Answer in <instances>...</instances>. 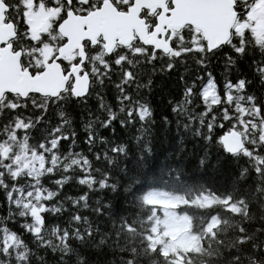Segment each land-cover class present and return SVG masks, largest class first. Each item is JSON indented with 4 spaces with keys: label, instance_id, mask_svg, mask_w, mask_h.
<instances>
[{
    "label": "snow or ice",
    "instance_id": "6c2138e0",
    "mask_svg": "<svg viewBox=\"0 0 264 264\" xmlns=\"http://www.w3.org/2000/svg\"><path fill=\"white\" fill-rule=\"evenodd\" d=\"M111 2L127 11L135 4L136 0H111ZM261 2L264 3V0ZM33 3L35 4L36 0H33ZM48 3L53 7L61 8L59 17L54 18L55 28L53 31L56 35L45 32L39 39H33L24 19L26 9L24 0H0V5H3L5 12L3 22L14 27V35L9 37V41H11V50L20 52L21 71L27 72L31 77L43 76L49 71L48 66L55 63L60 66V74L65 78L63 86L51 92L32 88L17 95L10 89L4 90L5 99L0 102V114L7 113L8 119L0 124V149L7 141L21 137L26 140V134L38 125L51 123L50 114L54 110L57 123L50 129H41L48 137L49 154H53L54 150L65 141H68L67 148L71 151L72 145L75 143V131L73 130L71 133V140L68 133L63 135L58 133L64 124L71 123L70 116L65 118L66 114L63 111L65 102L81 99L88 94L86 89L80 92L73 90L72 85L77 76H91L97 84L102 85L103 80L94 74L93 63L90 61L98 62L100 69H105L108 58H111V63L107 67V71L110 72L113 65L119 68L122 63H127L129 69L134 66L132 61L127 60L123 55L124 52L134 56L141 55V52L131 44H121V55L116 56L114 55L115 47L110 51L104 49L102 37L93 40L84 36L80 41L83 46V56L77 53L73 59H66L59 52L60 46L68 40L67 36L59 34L60 24L67 19L70 12L87 15L89 11L100 8L105 0H48ZM254 4H256V0H234L233 11L237 13L236 24L255 23L254 20L249 19V12ZM167 6L168 11L164 12L165 16L170 15L171 10L175 7L174 0H168ZM160 12V8L150 12L147 7L143 6L138 12V16L144 19L149 32H152L160 23ZM161 28L164 31L156 32L155 35L158 39L162 37L167 40V47H158L153 43L138 39L143 53L147 54L146 62L149 65L157 59H166L168 62L163 65V71L169 72L176 67L173 57L178 59L180 64H184L186 61L182 57L195 52L199 57L195 61L196 64L201 68L206 67L204 52H212L214 48L207 47L206 40L202 42L204 47H195L196 41L191 39L193 30L190 25L180 30L181 36L171 39L169 34L172 30L168 29L166 25H161ZM230 33L228 41L215 47L226 49L225 58L232 66H235L238 60L242 61L247 57L252 71L258 75V82L264 85V42L253 39L250 27H244L243 31L233 27L230 29ZM185 36L188 38L187 48L182 47L185 43L183 38ZM45 40L49 43L58 41L56 48L46 60L40 51ZM9 41L0 40V48L7 45ZM24 41L33 45L31 52L21 51ZM74 65H79L75 72L73 71ZM152 71L155 72L157 69H152ZM204 75L210 77L205 82L206 85L212 84L215 87V77H212L209 72H205ZM180 78L183 79L182 74ZM128 79H134V77L128 69H125L121 82H126ZM195 79L201 80L203 77L197 75ZM146 83L151 84V78ZM251 83V79L246 80L244 77L226 80L223 85L224 94L228 95L229 85L235 88L239 84L240 90H245L246 85H251ZM114 86L119 87V82ZM193 87H195V81H192L190 86L182 91L181 96L190 97ZM120 90L123 91V88ZM8 97H12V99H8ZM228 98L231 99L230 95ZM124 99H129L128 94L124 95ZM117 100L119 101L120 97H117ZM218 100L219 93L217 100L213 103ZM247 100L255 105L256 120L259 123L254 122L249 117L247 109L241 105L238 117H234L228 113L226 108H222L221 122L216 125L222 133L226 125L230 131L235 132L237 123L245 133H248L249 129L252 130L254 138L250 141L251 149H244L246 157L249 152H258L259 147L264 146V103H257L256 97L252 93L248 94ZM49 104L52 106L51 110L48 107ZM100 106L102 107V105ZM141 107H143V111H141ZM141 107H137L136 112L142 124L146 116H151V110L146 105ZM120 110L123 111V105ZM171 111L173 113L178 111V106L174 104ZM207 111H211V107H208ZM132 112L133 109L129 108L126 113L129 117L127 122L129 126L133 124ZM244 117H248L247 123H245ZM114 119L115 114L109 110L108 119L101 126L108 128L109 123ZM163 119L167 123V117ZM215 119L216 116L213 113L211 120ZM118 124L120 128L125 127L124 120H119ZM86 127L90 128L91 124L89 123ZM208 130L209 132L212 130L211 122L208 124ZM109 131L115 133L116 129L112 128ZM145 131L138 126L137 134L128 140L118 142L114 139L107 151L93 153L92 158L97 161L101 157L104 158L106 170L103 172V178L99 180V189L108 193L109 200L102 207H95L92 211L97 216L108 218L109 231H102L100 224L97 223L94 228L89 225L83 235L77 229H73L72 240L83 241L84 235H86L89 238L90 248L96 249L98 245L106 246L109 255L105 264H264V194L261 189V184L264 183V173L258 166L264 161L260 157H256L257 164L251 169L241 167L239 172L231 177L226 190L217 192L206 184L200 183L196 186L197 190L193 191V186L186 180L189 175L186 171L187 161H180L179 152L176 154V161L179 163L170 162L171 153L159 160L155 159L150 137L147 140L144 139ZM196 135H199L198 130ZM237 137L239 138L238 133ZM92 139L93 135L89 131L83 143L90 144ZM204 139L207 141L211 139V136L206 135ZM99 140L108 144V140L103 136H100ZM219 140L220 137H217L218 142ZM44 145L45 141L41 139L38 145L41 152L44 150ZM20 148L23 149V144L20 145ZM4 158L8 159L7 156ZM210 159L211 157L207 154L199 156L196 160L197 169L202 171ZM84 163H88L87 157L84 158ZM7 167L6 164H0V168ZM65 170H67V166ZM87 171L88 169H85L86 173ZM96 171L99 172L100 169L97 168ZM113 171L118 173L115 181L112 179ZM2 174L0 173V175ZM121 176L124 177L123 180L120 179ZM15 178V176H11V179L15 180ZM64 179L67 181L68 178ZM91 179L95 181V177H91ZM77 182L83 184V179L77 177ZM188 193L193 194L189 195ZM86 196V192L82 193L80 200H85ZM10 197V192L4 197L6 206ZM75 203L76 201L73 200V204ZM97 203H99V198ZM84 207L87 208V204ZM257 209H259V216L256 215ZM221 213L224 215L221 216ZM250 214L253 225L251 227L247 219ZM229 216L234 218L244 216L246 219L241 224L222 228L223 225L228 224ZM72 219L79 223V214L74 215ZM83 219L87 223L89 218L84 216ZM18 227L25 232L28 230V226L23 223ZM64 235L67 237V231ZM97 235L100 236L99 240L96 239ZM22 242L21 234L16 230L0 228V264H27L28 257L25 253L28 252V248L25 247L23 251H17V247ZM69 243L70 241L65 240L66 249ZM45 244L47 241L41 244V247ZM111 253H116V255H111ZM61 259L63 260V257ZM77 259L80 264H86L84 256H78ZM64 264L67 262L65 261Z\"/></svg>",
    "mask_w": 264,
    "mask_h": 264
},
{
    "label": "trees",
    "instance_id": "16d2710c",
    "mask_svg": "<svg viewBox=\"0 0 264 264\" xmlns=\"http://www.w3.org/2000/svg\"><path fill=\"white\" fill-rule=\"evenodd\" d=\"M24 2L26 4L25 21L26 11L29 7L36 9L42 6L57 11L54 18H58L61 13V8L49 5L48 0H36L35 4L33 0H24ZM116 6L123 10L119 5ZM54 18L47 29L37 36H33L29 30L33 39H39L45 32L56 35L53 31L55 28ZM188 26L185 25L183 28ZM190 26L193 30L191 39L196 41L194 46L204 47L202 43L204 39L200 31L192 25ZM248 27L251 28V25ZM180 30L174 32V37L181 36ZM251 31L254 40L264 42V31L261 35L253 33V28ZM183 38L185 43L182 47L187 48L188 38L186 36ZM57 43L58 41L49 43L45 40L40 48L43 56L44 49L49 46L52 48L51 55ZM131 46L141 52L139 56L131 55L128 52L123 53L127 60L132 61L133 67L129 69L127 63H122L119 68L113 65L109 72L107 67L111 63V58H108L105 69H100L98 62L90 61L93 63L94 74L103 80V84H97L89 76L87 96L65 102L63 111L66 114L65 118L71 117V123L64 124L58 134L68 133L71 140V133L73 130L75 131V143L72 145L71 151L67 148L68 141H65L54 150L53 154H49L48 137L41 129H50L57 123L54 110L50 114L51 123L38 125L26 134V140L21 137L7 141L0 149V164L8 165L7 168H0V173H3L0 175V228L16 230L21 234L23 242L17 247V251H23L25 247L28 248V252L25 253L28 257L27 264H64L65 261L67 264H80L78 256H84L86 264H105L109 255L106 246L98 245L96 249L90 248L89 238L86 235H84L83 241H73V229H77L83 235L89 225L94 228L99 223L102 231H109L108 218L97 216L92 211L95 207H102L109 200L108 193L99 189V180L103 178V172L106 170L104 158L101 157L97 161L92 156L93 153L107 151L114 139L119 142L136 135L138 126L146 130L145 140L150 137L155 159L159 160L171 153L170 162L179 163L176 161V154L179 152L180 161H187L186 171L189 175L186 180L193 186V191L197 190L196 186L200 183L206 184L217 192L226 190L231 177L236 175L241 167L251 169L257 164L256 157H260L264 161V146H260L258 152H249L246 157L244 149H251L250 141L254 137L251 129L245 133L244 129L239 127V123H237L236 129L241 132L245 143L242 150L236 153L226 152L221 140L217 141V137L228 130L227 125L223 133L216 127L221 122L222 108H226L228 113L238 117L240 106L243 105L247 109L249 117L259 123L256 120L255 105L247 100V96L252 93L256 97L257 103H264V95H262L264 85L258 82V75L252 71L247 57L242 61L238 60L237 64L232 66L225 58L226 49L220 47L212 52H204L206 67L201 68L195 62L199 58L198 54L191 52L182 57L186 61L184 64H180L179 60L173 57L176 67L172 71L164 72L163 65L168 62L166 59H157L149 65L146 62L147 54L143 53L137 39L131 43ZM115 48L114 55H121L120 45L117 44ZM21 50L31 52L33 45L24 41ZM76 54L74 52L73 57ZM73 57L68 59L71 60ZM125 69L129 70L134 79L121 82ZM152 69H157V71L153 72ZM205 72H209L212 77H215V87L212 84L206 85L205 82L210 77L205 76ZM181 74L183 75L182 80ZM197 75H201L203 79L196 80ZM240 77H244L246 80L251 79L252 83L246 85L245 90H240L239 84L235 88L229 85L227 89V93L231 97L229 100L228 95L224 94L223 85L226 80H236ZM149 78H151V84L146 83ZM192 81H195V87L192 88L191 96L182 97V91L189 87ZM118 82L119 87H115L114 85ZM202 86L204 87L202 88ZM121 88L123 91L120 90ZM206 91L210 92L205 94ZM218 93L219 100L213 103L217 100ZM125 94H128L129 99H124ZM117 97H120L119 101ZM4 99L3 96L0 102ZM8 99H12V97H8ZM37 100L39 101V98ZM174 104L178 106V111L175 113L171 111ZM121 105H123V111L120 110ZM143 105L151 110V116H146L141 124L136 108ZM48 107L50 110L52 109L51 104ZM208 107H211V111H207ZM129 108L133 109L131 116L133 124L130 126L127 123L129 117L126 115ZM109 110L115 114V119L109 123L108 128H103L101 125L108 119ZM141 111H143V107H141ZM202 113L206 114L202 115ZM213 113L216 116L215 120H211ZM164 117H167V123L163 119ZM7 119V113L0 114V124H3ZM243 119L247 123L248 117ZM119 120L125 121L124 128H120ZM210 122L212 124L211 132L208 130ZM89 123L91 124L90 128L86 127ZM112 128L116 129L115 133L109 131ZM197 130L199 135H196ZM89 131H91L93 139L90 144L86 145L83 140ZM206 135L211 136V139L206 141L204 139ZM100 136L108 140L107 145L99 140ZM246 137L248 139H245ZM181 138L183 139L181 140ZM41 139L45 141L43 152L38 147ZM21 144H23V149L20 148ZM202 154H207L211 159L201 171L196 167V160ZM5 156L8 159H5ZM85 157L88 159L87 164L84 163ZM66 166L67 170H65ZM258 166L264 173V162ZM97 168L100 169L99 172L96 171ZM85 169H88L87 173ZM117 175L118 173L113 171L112 179L114 181ZM11 176H15V180L11 179ZM65 177L68 178L67 181H65ZM77 177L83 179V184L77 182ZM91 177H95V181ZM120 179L123 180L124 177L121 176ZM261 189L264 194V183L261 184ZM9 192L11 197L6 206L4 197ZM85 192L87 193L86 199L80 200L81 194ZM188 194L192 195L193 193ZM98 198L99 203H97ZM73 200L76 201L75 204H73ZM85 204H87V208L84 207ZM76 214L80 216L79 223L72 219ZM259 214V209H257L256 215L259 216ZM223 215L221 213V216ZM84 216L89 218L87 223L83 219ZM245 219L244 216L235 218L229 216L228 224L223 225L222 228L241 224ZM247 219L249 226H253L251 214ZM22 223L28 226L27 232L18 227ZM54 229L56 230L54 231ZM65 231L68 233L67 237L64 235ZM96 239L99 240L100 236L97 235ZM65 240L70 241L67 249ZM45 241L47 244L41 247ZM111 255H116V253H111Z\"/></svg>",
    "mask_w": 264,
    "mask_h": 264
},
{
    "label": "water",
    "instance_id": "95a60500",
    "mask_svg": "<svg viewBox=\"0 0 264 264\" xmlns=\"http://www.w3.org/2000/svg\"><path fill=\"white\" fill-rule=\"evenodd\" d=\"M166 0H136L127 11L119 9L111 0L87 15L69 13L67 19L59 26V33L67 36L68 40L60 46L59 52L66 58L75 51L83 56V46L80 44L84 36L93 40L103 38L105 50H112L117 44L129 45L136 37L156 46H168V41L162 37L153 40L156 32L164 31L161 25L171 29V33L180 30L185 25H192L200 30L207 47L216 49V45L230 39V29L236 22L237 13L233 11L234 0H174L175 7L171 14L164 15L168 11ZM147 7L150 12L160 7V23L152 32L147 30L144 19L138 16L141 7ZM5 12L0 5V40L9 41L14 35V27L5 24ZM171 39V35H169ZM22 51V50H21ZM79 65L73 66L75 72ZM49 71L43 76L31 77L27 72L21 71L20 52L11 50V41L0 48V100L4 96V90L10 89L15 94L27 92L37 88L43 92L55 91L63 86L64 77L60 74V66L49 65ZM89 76H77L72 85L74 91H88ZM239 134V138L237 137ZM221 143L226 152L236 153L245 147L243 136L239 130L235 132L229 129L220 136ZM243 141V143H242Z\"/></svg>",
    "mask_w": 264,
    "mask_h": 264
},
{
    "label": "rangeland",
    "instance_id": "374dc122",
    "mask_svg": "<svg viewBox=\"0 0 264 264\" xmlns=\"http://www.w3.org/2000/svg\"><path fill=\"white\" fill-rule=\"evenodd\" d=\"M57 15V11L46 9L42 6L34 9L29 7L26 11V21L29 26V30L33 36H37L40 32L47 29L52 18ZM249 19L254 20L255 23L249 24L248 22H242L237 25V29L241 30L242 28L251 25L253 27L256 35H261L264 31V3L261 0H256V4L253 5L251 11L249 12ZM52 51V48L46 47L44 49V58L46 59ZM210 91H206L208 94Z\"/></svg>",
    "mask_w": 264,
    "mask_h": 264
},
{
    "label": "flooded vegetation",
    "instance_id": "af4514ba",
    "mask_svg": "<svg viewBox=\"0 0 264 264\" xmlns=\"http://www.w3.org/2000/svg\"><path fill=\"white\" fill-rule=\"evenodd\" d=\"M165 5H166V6L168 5V0L165 1ZM157 8H160V7H157ZM167 8H168V6H167ZM237 25H239V24H236V23H235V26H234V27H237ZM246 27H248V26H246ZM251 28H253V27H251ZM239 31H243V28H242L241 30H239ZM253 31H254V29H253ZM174 32H175V31H174ZM174 32H173V34H174ZM200 33H201V35H202V32H201V31H200ZM173 34H172L171 38L174 37ZM202 36H203V35H202ZM135 39H137V40L139 39V40H140L139 37H136ZM153 40L157 41L158 38H156V36H154V37H153ZM204 41H205V40H204ZM75 52H77V51H75ZM73 54H74V53H73ZM73 54L71 55L72 57H73Z\"/></svg>",
    "mask_w": 264,
    "mask_h": 264
}]
</instances>
